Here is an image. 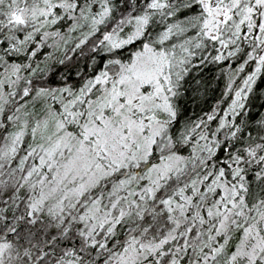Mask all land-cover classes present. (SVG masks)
<instances>
[{
    "label": "snow or ice",
    "instance_id": "1",
    "mask_svg": "<svg viewBox=\"0 0 264 264\" xmlns=\"http://www.w3.org/2000/svg\"><path fill=\"white\" fill-rule=\"evenodd\" d=\"M0 264H264V0H0Z\"/></svg>",
    "mask_w": 264,
    "mask_h": 264
},
{
    "label": "trees",
    "instance_id": "2",
    "mask_svg": "<svg viewBox=\"0 0 264 264\" xmlns=\"http://www.w3.org/2000/svg\"><path fill=\"white\" fill-rule=\"evenodd\" d=\"M209 102H211V100H209Z\"/></svg>",
    "mask_w": 264,
    "mask_h": 264
}]
</instances>
